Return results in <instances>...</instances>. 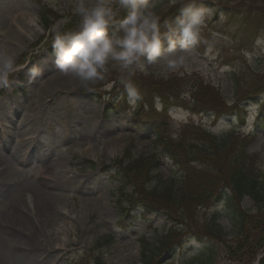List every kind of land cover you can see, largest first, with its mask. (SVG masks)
<instances>
[{
    "label": "rangeland",
    "instance_id": "374dc122",
    "mask_svg": "<svg viewBox=\"0 0 264 264\" xmlns=\"http://www.w3.org/2000/svg\"><path fill=\"white\" fill-rule=\"evenodd\" d=\"M208 2L213 6H206ZM150 3L162 20L172 11L177 14L180 7L177 0ZM198 4L208 10V15L192 55L184 65L163 74L157 66H149L146 74L136 72L132 79L141 90V99L130 106L118 83L117 70H110L104 80L88 88L55 70L49 30L63 21L62 28H75L79 22L75 0H0V50L13 58L16 68L8 77V85L0 87V128L6 113L41 117L37 127L26 131L31 142V148L25 150L29 161L23 162L21 170L15 165L19 173L12 172V176L30 190L40 187L53 193L64 184L69 188L61 198L63 207L50 214L32 217L28 204L21 206L39 234L35 264H92L99 258L104 264H142L144 242L159 247L157 259L161 264H238L227 256L225 245L199 242L188 237L185 230L160 248L175 222H170L164 212L146 215L145 208L131 198L134 187L120 192L118 185L117 174L123 172V166L117 162L128 165L127 155L158 163L150 172L154 179L146 186L147 192L160 190L164 184L178 185L181 168L164 150V139L176 144L182 138L195 139L202 130L218 137L238 135L236 146L257 158L255 176L264 180V19L256 18L257 10L264 11V0H198ZM220 7L247 11L249 23H258L262 32L255 34L252 26L246 29L241 16L239 22H233ZM42 15L50 18V27ZM113 30L110 25L108 31ZM52 78L67 84L48 92L46 83ZM170 83L177 92L167 96L165 110L164 96L157 86L170 89ZM73 99L90 105V111L95 112L96 120L87 131L81 127V118L74 119L75 123L68 118L65 105ZM193 100L198 102L195 109ZM3 130L0 155L6 156L8 147L22 140ZM38 140L46 144L44 151L33 154ZM82 140L90 145L83 147ZM89 148L93 149L91 154L85 150ZM190 167L203 169L196 163ZM53 173L59 178L48 180ZM86 192L108 200L106 214L82 208L81 195ZM242 202L246 212L257 213L251 198ZM216 211L221 213L222 204L212 201L199 213V219L203 221L205 215ZM219 224L226 241L236 237L237 228L228 214L221 215ZM204 246L213 252L210 262L200 260Z\"/></svg>",
    "mask_w": 264,
    "mask_h": 264
},
{
    "label": "trees",
    "instance_id": "16d2710c",
    "mask_svg": "<svg viewBox=\"0 0 264 264\" xmlns=\"http://www.w3.org/2000/svg\"><path fill=\"white\" fill-rule=\"evenodd\" d=\"M208 4L212 3L208 2L206 6ZM222 9L233 22H239L240 16L243 17V25L246 23L244 26L248 25L246 28L248 30L252 26L255 34L262 30L258 23H249L247 11L242 9L238 11L237 8ZM256 13H258L256 18L264 19L263 10H257ZM177 14L172 11L168 18ZM43 19L45 25L50 27L48 24L50 18L43 16ZM169 86L170 89L157 86V90L164 94L162 96L165 110L169 101L167 96H175L177 92L172 83ZM139 92L141 93V90ZM197 106L198 102L195 103L193 100V109ZM261 115L264 118V104ZM239 138L235 133L218 137L202 130L197 133L195 139L186 141L182 138L176 144L164 139V150L176 166L181 168V179L178 185L164 184L160 190L154 188L150 192L146 191V186L154 179L150 172L158 163L145 158L135 159L129 155L128 165L121 161L117 162L119 166H123V172L117 174L119 191L123 192L132 185L134 194L131 198L145 208L146 215L164 212L170 222H175L160 248H163L174 235L185 230L188 237L199 242L206 240L225 245L227 256L238 264H254L259 259V264H264V180H259L255 176L253 168L257 158L250 157L244 148L236 146ZM193 163L203 168L202 171L193 170L190 167ZM248 197L256 205V214L246 212L242 208L243 199ZM212 201L222 203L223 210L221 213L213 212L209 217L205 215L201 221L199 213ZM227 214L237 228L236 237L230 241H226V235L219 224L221 215ZM176 225L179 226L177 229ZM204 247L200 260L210 262L213 260V252L210 246ZM143 249L142 264H160V259H157L160 254L159 247L144 242ZM259 254L262 255L261 258H258ZM94 262L92 264H104L100 258Z\"/></svg>",
    "mask_w": 264,
    "mask_h": 264
},
{
    "label": "clouds",
    "instance_id": "9594fccd",
    "mask_svg": "<svg viewBox=\"0 0 264 264\" xmlns=\"http://www.w3.org/2000/svg\"><path fill=\"white\" fill-rule=\"evenodd\" d=\"M177 2L178 14L162 20L150 0H75V28H62L63 21L49 30L55 70L84 88L117 70L129 105L137 104L141 94L132 79L136 72L146 74L149 66L159 67L161 74L178 68L200 40L208 10L198 0ZM15 70L13 58L0 51V87L8 85Z\"/></svg>",
    "mask_w": 264,
    "mask_h": 264
},
{
    "label": "bare ground",
    "instance_id": "6f19581e",
    "mask_svg": "<svg viewBox=\"0 0 264 264\" xmlns=\"http://www.w3.org/2000/svg\"><path fill=\"white\" fill-rule=\"evenodd\" d=\"M65 84L67 83L63 79H48L46 90L48 92H56V88L65 86ZM65 107L68 109V118L72 120V123H75L74 119L81 118V127L84 131L91 128L93 125L92 121L96 120L95 112L90 111V105L85 104L83 101L80 102L73 99ZM76 110L77 112H75ZM89 112H91L90 115H92L93 119L89 117ZM57 116L60 117V114ZM2 118L3 121L5 120V124L3 123L1 125L0 130L4 129L3 132L6 134L9 133L13 136H19L22 141L15 147L9 146L6 151V156L0 155V264H35V245L39 234L36 227L29 222L28 216H25L21 211L23 208L21 206L26 202L29 206L27 211L30 212L32 217L39 213L50 214L51 210H56L61 206L63 207L64 202H61V198L65 197L64 190L67 191L69 188L67 184H64V186L59 187L58 192L53 193L43 188L39 189L40 187H34L35 189L30 190L19 179H15L12 176V172L19 173L18 169L24 166L23 162L27 159V152L25 150L27 151L28 148H31V146L28 147L31 142L29 141L30 137L28 139L26 136V131L29 128L37 127L38 118L41 117L35 113H28L23 118H21L19 113L14 116L6 113ZM25 127L28 129L25 130ZM40 140L35 143L36 148L33 154L44 151L46 144ZM83 140L86 141L85 137ZM83 140V147H88L90 145L89 142H83ZM85 150L88 154H91L93 149L89 148ZM15 165L19 168H15ZM57 176L60 175L53 173L47 179L59 178ZM81 198L83 202L82 208L85 211L95 208L106 214L107 209L105 205H108V200L105 197H95L94 194L86 192L84 195H81ZM34 202L37 203L34 204ZM74 222L76 223L77 221Z\"/></svg>",
    "mask_w": 264,
    "mask_h": 264
}]
</instances>
